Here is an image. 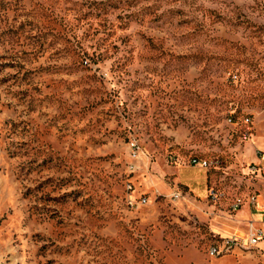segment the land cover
I'll return each instance as SVG.
<instances>
[{"label": "rangeland", "instance_id": "rangeland-1", "mask_svg": "<svg viewBox=\"0 0 264 264\" xmlns=\"http://www.w3.org/2000/svg\"><path fill=\"white\" fill-rule=\"evenodd\" d=\"M263 144L264 0H0V264H249Z\"/></svg>", "mask_w": 264, "mask_h": 264}, {"label": "crops", "instance_id": "crops-1", "mask_svg": "<svg viewBox=\"0 0 264 264\" xmlns=\"http://www.w3.org/2000/svg\"><path fill=\"white\" fill-rule=\"evenodd\" d=\"M256 165L258 173L257 178H260L259 183H263L264 185V158L259 159V162ZM252 194H255L257 196V209L252 208L248 204V202L245 201V204L235 214H231L229 212V217H225V215H217L216 217L214 216L208 218L211 223V229L216 236V239L235 237L240 243L246 244L248 241V230L251 224L263 228L264 230V188L259 189ZM247 196L242 198L247 199ZM230 254H234L239 257L241 256V261L245 263L264 264V239L259 241L257 246L255 248H252L251 250L244 251L240 248H236L235 251Z\"/></svg>", "mask_w": 264, "mask_h": 264}, {"label": "built area", "instance_id": "built-area-1", "mask_svg": "<svg viewBox=\"0 0 264 264\" xmlns=\"http://www.w3.org/2000/svg\"><path fill=\"white\" fill-rule=\"evenodd\" d=\"M249 120V119H248ZM132 149L136 150V143H131ZM264 158V152L260 154L259 159ZM193 163H198L202 167H208L209 163L207 161L198 162L196 159H193ZM250 171L252 173L257 172V165L254 164L251 166ZM129 190H133V187L131 185L128 186ZM180 194H175L174 198H179ZM245 201L248 202V204L254 208L257 209V196L255 194H250L247 196V199H244L242 197H236L233 203L231 204L230 213L235 214L241 207L245 204ZM146 202V198H141L138 201L129 200L128 204L131 206V208L138 207L139 204H144ZM264 239V230L263 228L254 226L251 224L249 226L248 230V241L246 244L240 243L237 238L235 237H225V238H217L215 243H213L209 249L208 253L209 256L212 258L226 255L233 253L236 248H240L241 250L247 251L251 250L252 248H255L259 241Z\"/></svg>", "mask_w": 264, "mask_h": 264}]
</instances>
